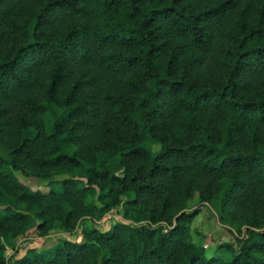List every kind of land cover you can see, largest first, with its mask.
I'll return each mask as SVG.
<instances>
[{"label": "trees", "instance_id": "1", "mask_svg": "<svg viewBox=\"0 0 264 264\" xmlns=\"http://www.w3.org/2000/svg\"><path fill=\"white\" fill-rule=\"evenodd\" d=\"M0 264H264V0H0Z\"/></svg>", "mask_w": 264, "mask_h": 264}, {"label": "rangeland", "instance_id": "2", "mask_svg": "<svg viewBox=\"0 0 264 264\" xmlns=\"http://www.w3.org/2000/svg\"><path fill=\"white\" fill-rule=\"evenodd\" d=\"M159 146L155 145L152 151L155 153ZM61 178L60 176H58ZM23 181L34 188H41L44 191L49 189L48 181L38 180L34 176L22 177ZM199 193H195V199L191 202V206L195 205L198 201ZM119 207L115 208L106 214L98 222L108 228L114 221L124 220L119 213ZM222 210L219 202L206 203L200 213L194 219L191 227V234L193 240L197 244H203L209 254H212L218 243L224 240H230L239 235V232L229 225L225 224L222 220ZM88 224H91L93 218L88 217ZM58 239H72L79 241L80 230L62 231L54 230L47 235H41L36 226L31 227L25 233L20 234L7 242L8 255L14 256V259H19L29 253V250L35 248L41 250L52 246Z\"/></svg>", "mask_w": 264, "mask_h": 264}]
</instances>
